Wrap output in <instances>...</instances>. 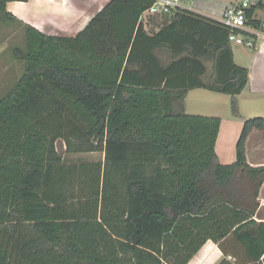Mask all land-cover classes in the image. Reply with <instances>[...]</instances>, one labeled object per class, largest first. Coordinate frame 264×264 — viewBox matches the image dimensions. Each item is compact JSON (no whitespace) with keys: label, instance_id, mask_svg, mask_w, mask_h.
Returning <instances> with one entry per match:
<instances>
[{"label":"trees","instance_id":"obj_1","mask_svg":"<svg viewBox=\"0 0 264 264\" xmlns=\"http://www.w3.org/2000/svg\"><path fill=\"white\" fill-rule=\"evenodd\" d=\"M15 1L0 0V22L26 42L0 99V264H189L208 241L220 264H264V167L246 155L264 117L245 120L224 165L221 119L186 112L206 90L239 115L250 76L230 30L177 10L149 33L140 19L155 0H112L76 36H49L7 11ZM62 147L105 160L68 163Z\"/></svg>","mask_w":264,"mask_h":264},{"label":"crops","instance_id":"obj_2","mask_svg":"<svg viewBox=\"0 0 264 264\" xmlns=\"http://www.w3.org/2000/svg\"><path fill=\"white\" fill-rule=\"evenodd\" d=\"M111 1L112 0H18L8 3L6 9L24 24L30 25L46 35L74 37L85 30L90 22ZM239 1L244 0H236L235 2L227 0H182V5L187 11L218 21L229 3L233 4ZM261 4L264 5V0H250L249 10ZM252 21L258 24L257 26H253L259 27L264 21V10H256L253 14ZM140 22L144 24L145 30L149 33H156L161 29V22L156 17L153 18L148 15H142ZM244 49L245 48H242L243 51ZM250 52H253V57L249 58L250 60L248 59L246 63L244 61L242 63L237 60V56L233 51L235 63L249 70L250 80L242 94L236 98L239 115L236 116L234 120H231L233 122L229 123V126L235 129L232 138H230L232 143H237L245 120L264 117V44H259L256 50ZM246 91L249 93L247 95V100L249 101L245 107H242L241 100L244 95H246ZM196 92L197 90L191 91L186 98V112L190 115H200L199 113H190L188 111V98L191 93ZM231 101L232 99L230 97L228 100L229 105H231ZM200 116L218 117L221 119L222 124L217 140L216 152L220 163L224 165L234 163L236 161V149L235 152L232 150L230 153H227V161H222V156L226 151L223 148L220 149V141L223 139V129L227 119L220 115ZM239 118H241V120ZM246 155L250 166L264 167V130L255 129L251 132L246 143ZM259 203L261 218L256 217V220L264 222V184L260 190ZM224 259H226V257L221 252L218 245L213 241H208L189 264H220ZM227 260L235 264L233 260H231V257H227Z\"/></svg>","mask_w":264,"mask_h":264},{"label":"rangeland","instance_id":"obj_3","mask_svg":"<svg viewBox=\"0 0 264 264\" xmlns=\"http://www.w3.org/2000/svg\"><path fill=\"white\" fill-rule=\"evenodd\" d=\"M224 1V0H223ZM235 2L236 0H227ZM250 1V0H249ZM254 1V0H252ZM230 4V3H229ZM232 4V3H231ZM26 46L25 32L22 27H8L0 22V99L20 80L25 71V64L17 60L14 56L15 49H23ZM243 47L232 44V49L237 56L239 62L246 61L253 57V52ZM245 52V53H244ZM250 60V59H249ZM208 73H211V63H207ZM249 90V89H246ZM198 94V95H195ZM244 95L242 107L248 104L247 95ZM229 96L216 94L206 90H197L196 93H191L188 98V111L190 113H199L200 115H220L227 119L224 126L223 139L220 141V149H224L226 153L222 156V161H227V153L236 149V142L232 143L230 138L234 132V128L229 126L231 120L236 116L233 114L231 105H229ZM203 107V108H202ZM241 120V118H239ZM241 122V121H240ZM61 153H64V159L68 163L83 162V161H101L104 162L105 154L102 152L96 153H71L65 154L66 147L59 148Z\"/></svg>","mask_w":264,"mask_h":264},{"label":"built area","instance_id":"obj_4","mask_svg":"<svg viewBox=\"0 0 264 264\" xmlns=\"http://www.w3.org/2000/svg\"><path fill=\"white\" fill-rule=\"evenodd\" d=\"M249 7V0L229 4L218 22L230 30L231 44L254 51L259 44H264V21L259 27L250 25L247 19ZM177 10H185L182 0H155L143 15L161 16Z\"/></svg>","mask_w":264,"mask_h":264}]
</instances>
